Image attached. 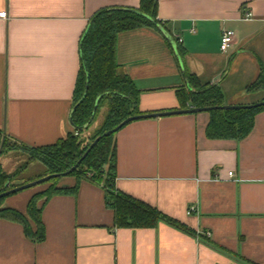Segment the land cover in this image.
Listing matches in <instances>:
<instances>
[{
  "label": "crops",
  "instance_id": "1",
  "mask_svg": "<svg viewBox=\"0 0 264 264\" xmlns=\"http://www.w3.org/2000/svg\"><path fill=\"white\" fill-rule=\"evenodd\" d=\"M115 6L138 9L140 0H0L7 11L0 17V129L13 143L46 146L73 132L81 38L97 11ZM246 9L251 19L243 18ZM157 17L162 31H125L116 45L142 113L181 109L184 69L218 84L226 104L264 100V88L247 92L264 68V0H158ZM226 29L235 39L225 52ZM209 121L208 111L141 118L115 134L117 189L196 234L165 222L118 227L103 186L82 179L77 195L45 203L42 242L0 218V264H264V109L240 140L209 138ZM10 154L0 158L4 167ZM76 182L63 176L58 185ZM33 188L3 206L25 212L46 187Z\"/></svg>",
  "mask_w": 264,
  "mask_h": 264
},
{
  "label": "trees",
  "instance_id": "2",
  "mask_svg": "<svg viewBox=\"0 0 264 264\" xmlns=\"http://www.w3.org/2000/svg\"><path fill=\"white\" fill-rule=\"evenodd\" d=\"M157 16L158 0H140L138 9L106 7L91 17L80 44L81 66L77 76L71 114L73 132L55 144L29 146L13 143L0 129V158L18 148L23 154L29 156V160L24 165L10 172L5 169L0 160V193L36 180L37 178L27 179L23 176V172L36 159L42 161L48 169L43 176L68 171L98 136L115 128L126 118L142 114L139 110L140 90L118 63L116 45L119 34L125 31L143 27L162 31L165 25L158 20ZM176 52L181 58L186 55L185 49L180 45L177 46ZM183 76L186 84L177 90L181 109L191 106L211 107L226 104L218 84H202L197 75L187 69L183 70ZM263 88L264 68L261 69L257 80L247 87V92ZM263 109L264 105L251 108L212 109L208 111L210 121L206 130L207 136L214 139H243L251 132L256 114ZM101 111L105 112L103 121L92 128ZM116 133L103 136L78 167L67 175L76 177L77 182L74 186H59L58 182L63 177L52 178L41 183L48 185L31 197L25 212L3 206L5 199L10 195L0 197V218L20 223L25 235L31 241L42 242L46 237L42 219L45 203L57 194L77 195L80 181L89 179L103 186L105 201L114 209L115 223L118 227H156L159 222H165L187 233L196 234V231L178 219L117 189ZM18 178L23 179L24 182L13 185L12 182Z\"/></svg>",
  "mask_w": 264,
  "mask_h": 264
},
{
  "label": "water",
  "instance_id": "3",
  "mask_svg": "<svg viewBox=\"0 0 264 264\" xmlns=\"http://www.w3.org/2000/svg\"><path fill=\"white\" fill-rule=\"evenodd\" d=\"M264 105V100L259 101L257 103H253V104H246V105H231V104H225L222 106H211V107H188L185 109H176V110H171V111H161V112H154V113H142L139 115H135V116H130L128 118H126L124 121H122L119 125H117L115 128L110 129L109 131H106L103 135L98 136L93 142H91L89 148L87 149V151L84 153V155L79 159V161L68 171L65 172H60V173H51L48 175H45L41 178H38L36 180L27 182V183H23L17 187L11 188L5 192L0 193V197H5L14 193H17L19 191L34 187L38 184L44 183L52 178H56V177H63V176H67L70 172H72L73 170H75L78 165L82 162V160L87 156V154L91 151V149L99 142V140L103 137V136H107L111 133L117 132L119 131L122 127H124L126 124H128L129 122L136 120V119H141V118H149V117H160V116H165V115H171V114H182V113H196V112H201V111H210L212 109H216V108H221V109H231V108H241V107H259V106H263ZM1 153V151H0Z\"/></svg>",
  "mask_w": 264,
  "mask_h": 264
},
{
  "label": "rangeland",
  "instance_id": "4",
  "mask_svg": "<svg viewBox=\"0 0 264 264\" xmlns=\"http://www.w3.org/2000/svg\"><path fill=\"white\" fill-rule=\"evenodd\" d=\"M104 113L103 111L100 112L99 116L97 117V120L93 123L92 128H94L95 126L99 125L103 119H104ZM11 153L7 158H6V166L5 169L10 172V171H15L19 166L24 165L28 160H29V156L25 155L23 153H18V152H8ZM47 167L45 164H43L42 161L36 159L32 162L31 166L26 169L23 172V176L25 178H41L43 177V175L47 172ZM23 176L21 178H23ZM24 182L23 179H15L12 184L13 185H19L20 183ZM48 184H41L38 186H34L33 189H42L44 187H46Z\"/></svg>",
  "mask_w": 264,
  "mask_h": 264
},
{
  "label": "built area",
  "instance_id": "5",
  "mask_svg": "<svg viewBox=\"0 0 264 264\" xmlns=\"http://www.w3.org/2000/svg\"><path fill=\"white\" fill-rule=\"evenodd\" d=\"M0 17L7 18V11H1ZM252 17H253V13L249 9H246L243 13V18L251 19ZM234 39H235V32L233 30L231 29L224 30L221 37V50L225 52L228 51L232 47L234 43ZM179 41H182V39H179ZM229 176H235V173L233 171H230ZM192 210L193 207L191 208L190 211Z\"/></svg>",
  "mask_w": 264,
  "mask_h": 264
}]
</instances>
